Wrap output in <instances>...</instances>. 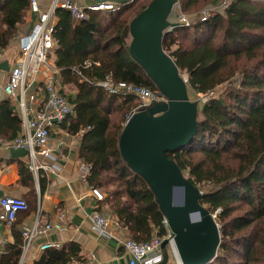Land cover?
<instances>
[{
  "label": "trees",
  "instance_id": "16d2710c",
  "mask_svg": "<svg viewBox=\"0 0 264 264\" xmlns=\"http://www.w3.org/2000/svg\"><path fill=\"white\" fill-rule=\"evenodd\" d=\"M139 1L114 13H91L78 24L67 11L57 9L53 65L60 93L75 106V116L60 128L68 122L69 132L82 131L78 155L91 168L89 186L106 191L104 204H109L117 223L130 240L143 243L153 235L165 238L167 230L154 194L119 152L124 125L117 119L134 107L135 98L109 95L97 85L111 80L156 89L128 52L129 22L150 2L135 8ZM220 1L177 3L180 13L188 17ZM29 3L0 0V51L24 22ZM173 12L177 13L171 12L174 23ZM162 49L186 74L188 89L195 94L229 84L201 107L197 103L196 135L185 147L167 154L185 179L201 189L199 204L212 215L220 211L216 219L221 240L210 264H264V4L231 0L221 14L174 27L163 36ZM68 85L74 92H65ZM9 113L8 102L1 104L0 137L11 142L21 122ZM19 173L22 182L32 187L34 180L25 165ZM37 182L43 193L44 177L39 175ZM21 246L22 239L17 238L7 255L0 257V264H18ZM78 250L73 243L45 250L35 264H69Z\"/></svg>",
  "mask_w": 264,
  "mask_h": 264
},
{
  "label": "water",
  "instance_id": "95a60500",
  "mask_svg": "<svg viewBox=\"0 0 264 264\" xmlns=\"http://www.w3.org/2000/svg\"><path fill=\"white\" fill-rule=\"evenodd\" d=\"M134 0L116 1L125 5ZM177 0H150L129 22L131 59L144 71L167 102L134 114L120 134L118 147L128 168L140 176L154 194L170 231L177 264H210L221 235L214 216L199 204L201 192L181 174L167 154L188 145L197 132V103L188 96L187 80L162 49L163 36L175 23L168 21ZM97 3H100L97 0ZM7 64L0 69L7 70ZM11 154H27L15 149ZM168 239L161 243L167 262Z\"/></svg>",
  "mask_w": 264,
  "mask_h": 264
},
{
  "label": "crops",
  "instance_id": "0c3cea01",
  "mask_svg": "<svg viewBox=\"0 0 264 264\" xmlns=\"http://www.w3.org/2000/svg\"><path fill=\"white\" fill-rule=\"evenodd\" d=\"M40 12H47L53 0H35ZM65 0H60V2ZM80 7H87L97 3V0H70ZM121 0H99V2L111 3L120 9L124 5L117 4ZM176 18V17H175ZM37 16L25 13L24 22L19 25L15 36L4 51H0V65L7 64V70L0 69V105L8 102L10 116H16L22 124V111L20 108L21 95L16 92L14 97L7 96L4 86L10 71L15 67L19 58L22 40L30 33L37 23ZM72 21V20H71ZM175 21V20H174ZM50 22L55 27L57 19L51 18ZM75 24V23H74ZM55 48V45H54ZM54 48L50 57V66L42 68L37 75V83L25 91L24 102L28 113L38 109L45 99L42 82L46 78H52L61 88L57 80L58 71L54 68ZM70 93L74 88L70 85L64 87ZM62 89V88H61ZM20 124V132H21ZM68 122L63 128H53L50 132V140L47 144L49 155L35 156L33 163L36 166H44L39 169L36 176L29 170L32 162L29 154H11L9 144L0 137V198L13 197L23 199L28 203L27 212L18 214L14 223L6 226L0 222V257L7 255L16 239H21V230L33 224L36 215L41 222L58 224L59 230H50L47 234L37 237L27 250L22 264H35L45 251H40L39 246L45 243L59 245V250L70 243L79 248L77 255L69 262L77 264H129L130 257L123 249L120 241L127 237L126 229L121 227L113 217L111 209L103 202H96L90 196V188L87 179H81V166L85 164L79 159V147L82 131L71 133L68 131ZM16 136L20 137L21 133ZM25 165L34 180L32 187L22 182L19 173L20 166ZM44 177L46 184L43 193L39 191L38 177ZM99 211L109 217L112 222L111 237L98 236L91 228L89 215L93 211ZM129 239V238H128ZM167 251V262L171 264L173 256ZM152 255V254H150ZM22 259V248L20 261Z\"/></svg>",
  "mask_w": 264,
  "mask_h": 264
},
{
  "label": "built area",
  "instance_id": "2783aa9c",
  "mask_svg": "<svg viewBox=\"0 0 264 264\" xmlns=\"http://www.w3.org/2000/svg\"><path fill=\"white\" fill-rule=\"evenodd\" d=\"M230 2L231 0H222L217 4L204 7L198 13L188 17L180 13L178 3L176 2L173 7V10L177 13L174 27H187L195 22L208 20L217 14H221ZM57 9L67 11L72 22L75 24L88 20L91 13H114L119 10L117 6L107 2L95 3L83 8L70 0L62 2H60V0H53L49 10L42 13L39 11L37 2L35 0H30L28 11L30 14L37 16V23L21 42L19 58L15 67L8 75L7 82L4 86V92L10 97H14L16 92H19L21 95V135L13 140L9 146L14 149H25L27 151L32 160L29 170L34 176H36L39 169H46L44 166H36L33 160L35 156L47 157L49 155L47 144L50 140L51 130L53 128H59L69 118L75 116V106L67 97L60 93V88L52 78H46L41 83L45 93V99L38 109L28 113V109L24 102L25 91L31 84L38 82L37 75L42 68H48V66H50V57L55 45L53 39L54 26L50 20L54 17ZM174 27H170L168 32ZM97 85L109 95L124 93L135 98L138 104L130 111L126 122L139 111L155 104H164L167 102L165 96L156 89L151 90L146 87L134 86L124 82H113L111 80L98 82ZM90 169V166L87 164L81 166V179H87ZM89 194L96 202H103L105 200L104 194L98 188H90ZM27 210V204L23 199L13 197L0 198V222L6 226H10L14 223L18 214L27 212ZM89 223L92 230L98 236L111 237L110 229L112 222L109 217L105 216L103 213L97 210L93 211L89 215ZM163 225L167 230V236L165 238H159L153 235L148 241L143 243H137L128 238H123L120 241L123 249L130 257L129 264H161L163 261L161 243L164 239L170 241L167 247L176 260L170 231L165 220H163ZM59 229L60 226L58 224L41 222L37 214L33 224L21 230L22 259L20 264H22L24 255L34 239L47 234L50 230ZM58 248L59 245L55 243H45L39 246L40 251ZM71 264L77 263L72 262Z\"/></svg>",
  "mask_w": 264,
  "mask_h": 264
},
{
  "label": "rangeland",
  "instance_id": "374dc122",
  "mask_svg": "<svg viewBox=\"0 0 264 264\" xmlns=\"http://www.w3.org/2000/svg\"><path fill=\"white\" fill-rule=\"evenodd\" d=\"M149 1H150V0H140L139 3H138V5H137L135 8H137V7L140 6V5L146 4V3H148ZM258 2L264 4V0H258ZM202 9H203V8H202ZM173 13H174V12H173ZM196 13H197V12H196ZM196 13H195V14H196ZM174 14H175V13H174ZM101 15H104V14H101ZM172 16H173V14L171 13V15H169V17H168V21H171V20H172V18H173ZM175 17H177L176 14H175ZM237 74H239V73H237ZM182 75H183L184 78L187 80V76H186V74H182ZM233 80H234V79H233ZM233 80H232V81H233ZM236 85H237V84H236ZM227 86H229L228 83L225 84V85H222V86H219V87L215 88L212 92H209V93H207V94H195V93L192 92L190 89H188V96H189V99H190L192 102H196V103H198L199 107H201V106H202L207 100H209L210 98H214V97H217L218 95H220V94L226 89ZM64 90H65L66 93H70V91H69L68 89L65 88ZM134 103H135V105H133V106H134L133 108H135V107L137 106V101L135 100ZM129 107H130V105L128 106V109H129ZM133 108L131 107V109L128 110V112L125 111V113H123L122 115H120V116L118 117L117 120H121V121L123 120V121H122V125H124V123L126 122L128 116H129V113H130V111H131ZM124 121H125V122H124ZM100 191L104 194V196H105V200H106L108 194L106 193V191H103V190H100ZM200 191H201V189H200ZM106 205L109 206L108 203H106ZM109 207H110V206H109ZM219 212H220V211L215 212V213L213 214V216H214V220H215L217 226H218L219 229H220V225L218 224L217 219H216V215H217ZM168 253L172 255V253H171L170 250H169ZM172 256H173V255H172ZM171 264H177L175 258H173Z\"/></svg>",
  "mask_w": 264,
  "mask_h": 264
}]
</instances>
